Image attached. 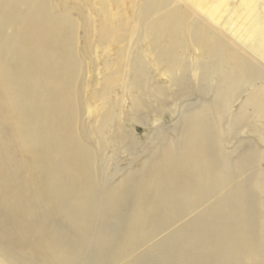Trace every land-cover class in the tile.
Masks as SVG:
<instances>
[{
    "label": "bare ground",
    "instance_id": "6f19581e",
    "mask_svg": "<svg viewBox=\"0 0 264 264\" xmlns=\"http://www.w3.org/2000/svg\"><path fill=\"white\" fill-rule=\"evenodd\" d=\"M70 1L0 0V217L7 237L0 254L9 264L120 263L142 233L147 238L164 224L161 215L174 201L166 190L185 165L178 160L193 154L196 164L203 160L198 150H188L192 144L183 152L171 143L172 153L160 151L119 190L105 187V203L94 212L97 171L75 128L79 64L89 59L91 36L104 50L125 40L127 24L143 16L149 1L76 0L73 8ZM5 28L9 36L2 35ZM147 30L158 41L157 31ZM208 42L194 45L205 52ZM256 105L264 121V103ZM15 146L27 149L25 157ZM250 198L244 190L240 206L207 211L127 264H264V222H256ZM96 219L105 236L93 243L82 230Z\"/></svg>",
    "mask_w": 264,
    "mask_h": 264
},
{
    "label": "rangeland",
    "instance_id": "374dc122",
    "mask_svg": "<svg viewBox=\"0 0 264 264\" xmlns=\"http://www.w3.org/2000/svg\"><path fill=\"white\" fill-rule=\"evenodd\" d=\"M148 1L144 17L127 24L125 40L104 50L91 36V60L79 64L75 128L97 171L94 212L105 203V187L119 190L160 151L172 153L171 143L183 152V145L192 144L188 150H198L203 160L196 164L194 154L178 160L185 165L166 190L174 201L161 215L164 224L147 238L142 233L118 264L143 258L207 211L240 206L244 190L251 195L256 222H264V121L255 108L264 103V0ZM76 4L68 3L70 8ZM144 27L161 39L147 37ZM2 32L9 36L11 29ZM199 40L210 41L208 51H197ZM15 147L25 157L27 149ZM100 225L96 219L82 230L87 240L88 233L93 243L105 236ZM150 229L151 224L145 231ZM2 230L0 217V242L7 238ZM2 262L9 264L0 254Z\"/></svg>",
    "mask_w": 264,
    "mask_h": 264
},
{
    "label": "water",
    "instance_id": "95a60500",
    "mask_svg": "<svg viewBox=\"0 0 264 264\" xmlns=\"http://www.w3.org/2000/svg\"><path fill=\"white\" fill-rule=\"evenodd\" d=\"M0 216H1V210H0Z\"/></svg>",
    "mask_w": 264,
    "mask_h": 264
}]
</instances>
